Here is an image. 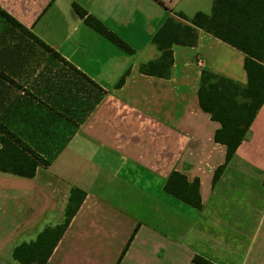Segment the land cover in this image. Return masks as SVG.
<instances>
[{"label": "crops", "instance_id": "obj_1", "mask_svg": "<svg viewBox=\"0 0 264 264\" xmlns=\"http://www.w3.org/2000/svg\"><path fill=\"white\" fill-rule=\"evenodd\" d=\"M214 2L0 0L105 89L47 166L33 176L0 170V264H18L17 243L64 219L74 187L85 197L52 264H199L197 255L216 264H264V104L213 183L227 146L215 140L221 124L198 99L205 69L246 84L245 54L201 29L196 45L173 46L170 76L140 71L161 56L152 37L172 12L211 14ZM75 3L133 52L89 26ZM173 171L199 178L202 208L165 190Z\"/></svg>", "mask_w": 264, "mask_h": 264}, {"label": "trees", "instance_id": "obj_2", "mask_svg": "<svg viewBox=\"0 0 264 264\" xmlns=\"http://www.w3.org/2000/svg\"><path fill=\"white\" fill-rule=\"evenodd\" d=\"M74 8L89 26L122 49L133 52V48L100 19L79 4L75 3ZM0 15L10 24L27 33L96 89V94L89 96L90 101L84 110L83 119L105 93V89L1 7ZM201 29L241 50L245 54L244 66L248 75V82L242 84L211 70H203L198 90L199 104L203 110L211 114L213 120L221 124L215 133V140L227 146L226 160L214 174L213 183H216L237 148L246 138L251 124L264 104V0H215L211 14L199 11L192 18L182 12H172L152 37L153 43L161 50V56L143 63L140 71L149 75L170 76L174 62L173 46L196 45ZM19 54V50L0 48V141L2 144L0 170L33 176L38 166H47L50 163L49 157H45L32 147L6 123L5 118L14 104L19 107L23 102L21 91L27 92V88L25 89L21 84V76H13L16 73L15 65L20 63ZM123 81L124 77L117 85L120 86ZM41 83L44 87H50L51 80L43 78ZM41 87L42 85L38 84L39 91L42 90ZM36 97L39 99L38 96ZM164 187L183 201L202 208L199 178L189 181L184 173L173 171ZM84 197L83 190L72 188L64 219L56 225L45 226L35 240L17 243L12 251V259L18 264H52L49 261L51 253ZM194 261L199 264H216L198 255L194 257Z\"/></svg>", "mask_w": 264, "mask_h": 264}, {"label": "rangeland", "instance_id": "obj_3", "mask_svg": "<svg viewBox=\"0 0 264 264\" xmlns=\"http://www.w3.org/2000/svg\"><path fill=\"white\" fill-rule=\"evenodd\" d=\"M0 48L19 50L20 63L15 65L13 76H21V84L27 88V92L21 91V105L14 104L6 113V123L32 147L49 157L69 139L82 121L89 96L97 91L1 15ZM39 76L50 78V87H44L43 78ZM38 84L42 85L41 91Z\"/></svg>", "mask_w": 264, "mask_h": 264}]
</instances>
